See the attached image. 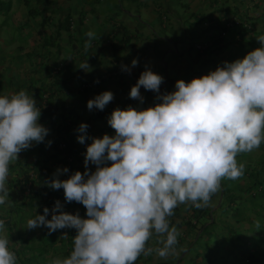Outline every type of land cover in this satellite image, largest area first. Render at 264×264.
Wrapping results in <instances>:
<instances>
[{
  "label": "crops",
  "instance_id": "crops-1",
  "mask_svg": "<svg viewBox=\"0 0 264 264\" xmlns=\"http://www.w3.org/2000/svg\"><path fill=\"white\" fill-rule=\"evenodd\" d=\"M233 17L239 21L225 27L224 22ZM67 18L73 21L72 26ZM89 32L95 33V39L86 50ZM260 35H264V0H9L8 8L2 4L0 95L11 96L20 90L32 94L41 112L38 122L49 130L43 142H33L9 165L10 193L8 201L0 205V219L5 221L0 235L8 237L16 262L52 264L70 255L74 228L50 234L44 226L26 228L27 221L36 213L43 214L44 207L49 208L48 219L57 200L63 211L86 217L82 203L65 201L62 188L55 190L46 183L65 165L50 157L53 151L48 142L54 129L47 112L42 113L43 108H53V126H60L62 140L74 145L76 154L68 162V171L59 176L67 179L75 171L84 172V154L92 137L115 134L108 124L114 109H140L158 102L157 93L143 87V103L129 95L146 68L163 77L160 93L173 92L179 79L188 82L223 66L225 61L243 58L260 46L256 38ZM198 42L202 48L194 46ZM134 58L138 61L135 67ZM87 60L88 71L78 68ZM105 90L112 91L114 99L103 110H89V99ZM61 108L65 111L58 116ZM81 123L88 125L83 144L77 139ZM236 159L244 161V174L236 180L225 179L232 186L221 181L220 191L211 197L207 207L197 209L190 203L181 204L168 218L170 227L175 226L180 232L175 254L167 259L155 252L149 256L141 254L135 264H176L180 256H186L187 242L202 230L191 224L198 227L211 221L220 205L237 206L244 213L247 208L253 212L264 205V141L259 148L240 153ZM24 163L42 175L43 187L35 198L23 192L18 166ZM95 167L89 164L90 170ZM234 189L239 192L234 194ZM227 194L235 198L223 202ZM157 240L154 233L146 247H162Z\"/></svg>",
  "mask_w": 264,
  "mask_h": 264
},
{
  "label": "clouds",
  "instance_id": "clouds-1",
  "mask_svg": "<svg viewBox=\"0 0 264 264\" xmlns=\"http://www.w3.org/2000/svg\"><path fill=\"white\" fill-rule=\"evenodd\" d=\"M87 36L86 50L95 33ZM256 38L260 46L243 58L225 61L188 82L179 79L173 92L160 93V74L149 68L141 73L130 97L143 103V87L157 93L158 102L140 109H114L108 124L115 134L92 137L84 172L62 180L60 174L68 169L58 168L46 181L50 188L64 190L65 201L82 203L86 217L63 211L57 200L51 219L44 207L43 214L27 221L26 228L44 226L49 234L76 230L70 255L52 264H135L141 254L155 252L162 259L175 254L180 232L168 219L174 209L189 203L197 209L207 207L222 180L244 174L237 155L264 141V35ZM194 44L202 48V43ZM137 63L134 58L132 66ZM78 68L88 71V60ZM113 99L112 91L105 90L89 99L87 107L103 110ZM40 115L35 97L27 91L0 95V205L9 199L10 163L48 134L38 122ZM87 128L86 123L79 125L81 144ZM89 164L96 166L94 171ZM4 230L0 219V232ZM154 233L162 247H146ZM16 259L8 237L0 235V264H16Z\"/></svg>",
  "mask_w": 264,
  "mask_h": 264
},
{
  "label": "trees",
  "instance_id": "trees-1",
  "mask_svg": "<svg viewBox=\"0 0 264 264\" xmlns=\"http://www.w3.org/2000/svg\"><path fill=\"white\" fill-rule=\"evenodd\" d=\"M2 4L8 8L9 0H0V7ZM67 21L68 25L72 26L73 21L70 18H67ZM64 111L61 108L58 116ZM45 112H47V116L49 117L50 127L54 129V135L51 137V150L53 152L50 154V157L57 158L59 163L63 166L65 165L68 169V162L76 154L74 145L69 144L66 140H62V129H60V126H53L54 118L56 117L53 108H43L42 113ZM65 118L68 117H62V120ZM61 141H64L63 147L59 146ZM46 159H49V156ZM18 171L20 174L19 178L22 179L25 189L23 192L29 198L37 197V192H40L43 187L41 173L29 167L27 163L19 165ZM225 197L227 201L235 198L231 194H227ZM247 209V213H244L238 211L237 206L231 207L228 205L226 210L229 214L231 212V214L215 229H212V226V228L208 227L209 224H214L215 218L205 224L202 222L198 227L194 223L191 224L196 229L202 227V230L201 232H195V238L187 242L188 248L194 239L201 236H205L203 243L209 245L208 251L200 248L199 251L195 252V256L198 258L194 264H264V205L258 208V210L256 208L253 212L249 208ZM16 264L19 263L16 262Z\"/></svg>",
  "mask_w": 264,
  "mask_h": 264
},
{
  "label": "rangeland",
  "instance_id": "rangeland-1",
  "mask_svg": "<svg viewBox=\"0 0 264 264\" xmlns=\"http://www.w3.org/2000/svg\"><path fill=\"white\" fill-rule=\"evenodd\" d=\"M195 46V44H194ZM237 162H240L242 164H244V161L241 159H237ZM251 170V169H250ZM256 168L253 169V172H255ZM224 182V185L225 186H232L230 184V182L226 181L225 179L222 180ZM237 189H234L232 190V192H234V194L237 193ZM239 192V191H238ZM236 200V199H235ZM227 201L226 197L223 199V202ZM230 214L227 212L225 206L223 205H220L217 210H216V213H215V220H214V224H209L208 227H211L212 229H215L216 227L218 228V226L223 223V220H226L227 217L229 216ZM201 220H203L201 218ZM214 225V226H213ZM203 238H205V236H201V237H198L197 239H194V241L192 242L191 246L189 247L188 251H187V254L185 257H179V259L176 260V264H194L196 261V256H195V252L199 251L200 248L201 249H205V251H208V244L206 243H203ZM200 257V256H199ZM181 258V259H180ZM175 262V260H174ZM155 264H160V263H155Z\"/></svg>",
  "mask_w": 264,
  "mask_h": 264
},
{
  "label": "built area",
  "instance_id": "built-area-1",
  "mask_svg": "<svg viewBox=\"0 0 264 264\" xmlns=\"http://www.w3.org/2000/svg\"><path fill=\"white\" fill-rule=\"evenodd\" d=\"M238 21H239L238 18L233 17L231 20L225 21L224 25L225 26H230L232 24H236ZM196 46H199V45H196ZM59 146L63 147L64 146V141H61Z\"/></svg>",
  "mask_w": 264,
  "mask_h": 264
}]
</instances>
